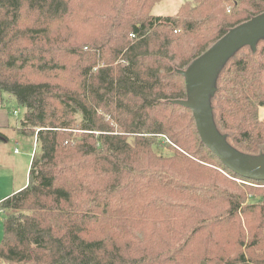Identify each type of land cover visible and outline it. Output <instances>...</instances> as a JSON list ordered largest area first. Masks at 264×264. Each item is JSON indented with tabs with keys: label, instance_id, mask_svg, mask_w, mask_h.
<instances>
[{
	"label": "trees",
	"instance_id": "obj_1",
	"mask_svg": "<svg viewBox=\"0 0 264 264\" xmlns=\"http://www.w3.org/2000/svg\"><path fill=\"white\" fill-rule=\"evenodd\" d=\"M161 1L0 0V91L25 106L18 129L38 147L27 185L0 202L1 264H264V180L229 169L179 102L189 65L264 0L154 15ZM214 86L220 140L241 162L264 154V44Z\"/></svg>",
	"mask_w": 264,
	"mask_h": 264
},
{
	"label": "rangeland",
	"instance_id": "obj_2",
	"mask_svg": "<svg viewBox=\"0 0 264 264\" xmlns=\"http://www.w3.org/2000/svg\"><path fill=\"white\" fill-rule=\"evenodd\" d=\"M183 1L184 0H163L153 7L152 12L154 15H174L178 11V8ZM230 9L231 6L230 4H228L227 10L230 11ZM262 44H264V34H259L254 37L252 43H241L232 50L225 52L220 57L212 74L211 85H215L220 71L228 65L232 57L236 55H244L248 52L254 53L258 47L262 46ZM5 99L8 100L6 102L7 105L5 107L3 106L2 109L4 110L5 114L9 113V115L7 116L9 118V124L5 125L0 118V202L4 198H6L7 194L12 193L14 190L18 192L27 185L28 172L32 156L34 151L38 148L34 136L29 133L19 131L18 129L19 127H21L22 119H24V116L26 114L25 106L21 105L16 99L10 97L9 94L8 98ZM15 110H17V112H15ZM259 114L261 118H264V107L260 108ZM216 129L219 131L218 127ZM167 142L172 147H175L179 151H181L180 147H178L174 143L170 142L169 140H167ZM171 146H159L156 147L155 150L157 153L168 155L172 151L170 149ZM184 153L189 155L185 151ZM227 175L231 179L235 180L239 184V186H241L242 183L246 182L242 179L232 177L229 174ZM250 184L254 186L258 185L251 182ZM242 188L245 190L247 198H253L248 187ZM260 188V190H256L254 192L261 193V191L264 190V185L260 186ZM6 215L7 211H5L0 206V242L4 238V219ZM240 216L243 222V229L245 231L246 246L248 247L252 243L250 228L248 225L246 226L243 216ZM233 235L234 234H232L231 238H233ZM231 238L227 239L226 242L224 241V239H220L219 241H222L221 246L225 243L228 244ZM247 247L244 249V251L248 254ZM260 251H264V248L260 247L259 251L256 252L260 253ZM201 262L212 264L209 259H204Z\"/></svg>",
	"mask_w": 264,
	"mask_h": 264
},
{
	"label": "water",
	"instance_id": "obj_3",
	"mask_svg": "<svg viewBox=\"0 0 264 264\" xmlns=\"http://www.w3.org/2000/svg\"><path fill=\"white\" fill-rule=\"evenodd\" d=\"M259 34H264V12L232 27L189 65L184 73L189 80L190 96L179 100L192 109L203 142L219 159L236 174L257 181L264 180V154L250 162H241L239 154L220 140L210 116L209 94L215 90L211 77L220 57L241 43H252Z\"/></svg>",
	"mask_w": 264,
	"mask_h": 264
},
{
	"label": "crops",
	"instance_id": "obj_4",
	"mask_svg": "<svg viewBox=\"0 0 264 264\" xmlns=\"http://www.w3.org/2000/svg\"><path fill=\"white\" fill-rule=\"evenodd\" d=\"M8 94H9V96L10 97H12V98H14V99H16L15 98V96L13 95V94H10V93H7V92H2V91H0V118L2 119V122L6 125V124H9V118L7 117L8 115H9V113H7V114H5L4 113V110L2 109V107L4 106H6L7 104H6V102L8 101V100H6L5 98H8ZM3 112H2V111ZM23 120V119H22ZM28 175H29V172H28ZM27 181V180H26ZM19 190V189H18ZM16 192V190H14L12 193H9V194H7L6 195V197H8L9 195H11V194H13V193H15Z\"/></svg>",
	"mask_w": 264,
	"mask_h": 264
},
{
	"label": "built area",
	"instance_id": "obj_5",
	"mask_svg": "<svg viewBox=\"0 0 264 264\" xmlns=\"http://www.w3.org/2000/svg\"><path fill=\"white\" fill-rule=\"evenodd\" d=\"M15 112H17V110H15ZM1 264V263H0Z\"/></svg>",
	"mask_w": 264,
	"mask_h": 264
}]
</instances>
